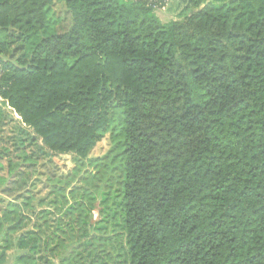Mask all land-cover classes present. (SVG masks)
<instances>
[{"label": "trees", "instance_id": "1", "mask_svg": "<svg viewBox=\"0 0 264 264\" xmlns=\"http://www.w3.org/2000/svg\"><path fill=\"white\" fill-rule=\"evenodd\" d=\"M168 1L0 0V264H264V0Z\"/></svg>", "mask_w": 264, "mask_h": 264}, {"label": "rangeland", "instance_id": "2", "mask_svg": "<svg viewBox=\"0 0 264 264\" xmlns=\"http://www.w3.org/2000/svg\"><path fill=\"white\" fill-rule=\"evenodd\" d=\"M176 7V1L170 0L164 8H158L156 10V15L163 23L172 21L176 18ZM47 19L48 34H60L70 29L71 19L62 2L55 1L54 5L48 10ZM4 38V34L0 35V41ZM8 42H10V40H8ZM17 46V44H6V48H17ZM1 109L6 117L3 125L0 126V178H5L7 175L6 168L8 158L16 160L12 151L10 138H12L15 133V125L17 124L15 120L18 121V117L7 105H2ZM5 148L11 151L9 157L1 155L2 150ZM106 148V142L102 141L92 153V156L101 155ZM73 168L74 161L72 155L53 154L50 159H40L33 178L36 179L34 183L38 185L35 187L32 186L33 188L30 189H32L36 198H44L50 190V186H65L64 183L71 177ZM88 171H91V169H88ZM5 198V200H7V197ZM95 210H97V208ZM93 219H98L96 211L94 212Z\"/></svg>", "mask_w": 264, "mask_h": 264}]
</instances>
